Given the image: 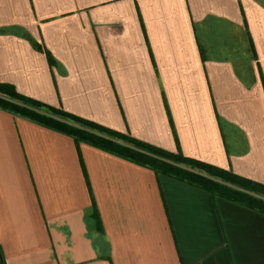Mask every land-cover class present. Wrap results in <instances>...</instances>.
Masks as SVG:
<instances>
[{
	"label": "crops",
	"instance_id": "obj_1",
	"mask_svg": "<svg viewBox=\"0 0 264 264\" xmlns=\"http://www.w3.org/2000/svg\"><path fill=\"white\" fill-rule=\"evenodd\" d=\"M0 82L264 183V0H0ZM80 148L0 108V264H264L263 212Z\"/></svg>",
	"mask_w": 264,
	"mask_h": 264
},
{
	"label": "trees",
	"instance_id": "obj_2",
	"mask_svg": "<svg viewBox=\"0 0 264 264\" xmlns=\"http://www.w3.org/2000/svg\"><path fill=\"white\" fill-rule=\"evenodd\" d=\"M44 51L53 63L51 52L46 48ZM0 108L72 136L83 165L80 144L85 142L150 168L157 175L164 174L177 178L208 190L214 196L228 198L264 213V183L242 176L232 169L186 156L179 144L177 151L164 149L129 133L112 129L24 95L13 84L7 82H0ZM87 180L90 186L88 177ZM97 211L94 202L96 215Z\"/></svg>",
	"mask_w": 264,
	"mask_h": 264
}]
</instances>
